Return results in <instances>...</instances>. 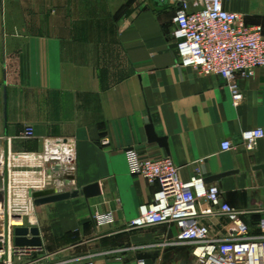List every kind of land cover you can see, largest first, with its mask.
Here are the masks:
<instances>
[{"label": "crops", "instance_id": "obj_1", "mask_svg": "<svg viewBox=\"0 0 264 264\" xmlns=\"http://www.w3.org/2000/svg\"><path fill=\"white\" fill-rule=\"evenodd\" d=\"M165 2L0 0L3 155L6 147L9 157L37 155L44 152L46 140L70 142L74 186L98 183L102 192L88 201L80 197L45 206L31 200L29 216L39 221L44 245L29 258L38 255L42 264L71 261L61 259L72 249L70 239L90 237L92 232L96 241L108 245L111 233L125 232L141 207L153 202L159 186L131 174L129 149L143 159L170 158L184 181L198 172L208 179L237 171L213 182L223 201L237 209L264 210V176L255 170L264 164V139L253 152L242 147L243 132L264 130V68L239 82L244 99L235 106L223 78L180 64L172 35L175 13ZM226 6L245 15L248 24L264 28V0H228ZM150 125L165 143L150 139ZM28 126L36 137L20 139ZM225 142L234 149L223 150ZM2 171L0 165L3 176ZM39 172L41 165H9V185L14 173ZM95 212H112L115 222L97 230ZM263 216L254 213L243 220L256 233ZM203 222L213 237H228L223 216H207ZM161 231L147 232L155 240L172 237L168 226ZM173 232L177 234V228ZM116 250L121 249L106 252ZM185 255L176 251L179 262Z\"/></svg>", "mask_w": 264, "mask_h": 264}, {"label": "built area", "instance_id": "obj_2", "mask_svg": "<svg viewBox=\"0 0 264 264\" xmlns=\"http://www.w3.org/2000/svg\"><path fill=\"white\" fill-rule=\"evenodd\" d=\"M175 13L173 37L177 43L180 64L195 68L206 76H219L227 83L232 102L238 106L244 99L240 81L252 78L264 68V30L261 25L248 24L246 16L230 11L228 0H167ZM251 2L252 0H237ZM30 126L20 135L22 140L34 139ZM264 139L262 128L250 129L242 134V147L253 152ZM47 140L45 141V143ZM223 150L234 146L225 142ZM130 172L143 177L150 185H158L150 205L141 207L140 216L128 229H144L168 226L174 246L191 250L195 264H264V216L258 223L257 232H252L243 217L264 212L262 209H237L222 199L218 184L205 183L198 172L190 180L181 179L179 168L170 158L161 160L143 159L134 149L126 151ZM201 203L208 207L202 209ZM227 220V238L213 237L203 218L213 215ZM93 222L100 230L115 222L112 212H95ZM173 228H177L175 234ZM0 246V264H15L13 256L31 257L41 249ZM31 260L26 264H38ZM56 264H94L92 261L71 260ZM137 264H148L140 259Z\"/></svg>", "mask_w": 264, "mask_h": 264}, {"label": "rangeland", "instance_id": "obj_3", "mask_svg": "<svg viewBox=\"0 0 264 264\" xmlns=\"http://www.w3.org/2000/svg\"><path fill=\"white\" fill-rule=\"evenodd\" d=\"M55 163L56 162L50 164L48 167L50 171L53 169ZM55 174L62 175L63 171H58ZM9 196L10 195H8V201H10ZM14 214L18 213L14 212ZM85 216L88 215L85 213ZM23 218V223L19 226L30 227L29 224L33 222L31 216L25 213ZM38 225L39 221L35 218V223L31 227H38ZM163 227L164 226L161 225L144 229H127L125 232L123 231L117 235L111 233L113 234V242H110L108 245H101V242L96 241L97 239L93 235L94 232H92V236L90 237H74L69 241V246H71L72 249L69 253H66V255H62L63 257L61 259L62 261H68L86 258L98 260L101 264H137L140 259L146 260L148 264H189L188 262L195 264L196 260L189 248L184 246L174 247L166 237L155 240L154 235H149L147 232L152 230L157 234H161V229ZM0 246H2L1 243ZM112 247L120 248L121 250L106 252V250L112 249ZM178 250L185 251L186 254V258H183L180 262L178 257L176 258V251ZM34 256L32 258L22 257L20 260L18 257L13 256V260L15 264H26L31 260H37V258H39L38 255Z\"/></svg>", "mask_w": 264, "mask_h": 264}, {"label": "bare ground", "instance_id": "obj_4", "mask_svg": "<svg viewBox=\"0 0 264 264\" xmlns=\"http://www.w3.org/2000/svg\"><path fill=\"white\" fill-rule=\"evenodd\" d=\"M3 143L0 142V165L4 164L3 155ZM73 145L70 142L64 141H47L45 144V150L41 154L37 155H19L10 154L9 165L19 166L23 164L43 166V173H33V174H23L14 173L12 174V183L10 182L8 188V195L10 201H8V226L9 232L8 237H6V227H5V207L4 204L0 202V243H4V249L10 251V247L13 246L12 233L16 226L22 225L23 214L21 213H32V203L29 197V190L37 191L42 189H57L59 191L72 190L74 188L73 184ZM47 162L54 163L53 169H47ZM58 171H63V177L55 174ZM50 172V173H49ZM33 185L30 187V185ZM27 184L25 188L23 185ZM29 185V186H28ZM4 188L0 186V200L4 195ZM10 203V204H9ZM10 207V210H9ZM17 212L20 217L14 218L12 215ZM21 212V213H20ZM31 220L33 222L30 225H34L35 218L31 215ZM31 227V226H30ZM7 240V243H6Z\"/></svg>", "mask_w": 264, "mask_h": 264}, {"label": "water", "instance_id": "obj_5", "mask_svg": "<svg viewBox=\"0 0 264 264\" xmlns=\"http://www.w3.org/2000/svg\"><path fill=\"white\" fill-rule=\"evenodd\" d=\"M168 4V1L165 2ZM150 139L157 141L159 139L156 138L153 127L150 125L148 127ZM2 142V141H0ZM160 143H165L163 140H159ZM256 171H262L264 176V164L255 167ZM51 172V171H50ZM49 172V173H50ZM3 176L0 174V186L4 188V195L1 198L0 202L4 204L5 207V227H6V237H8L9 226H8V188H9V151L7 147L5 148L4 154V164H3ZM237 171L223 173L217 176H213L211 178L205 179V183L211 184L213 182H220L222 179L236 175ZM2 181V182H1ZM72 190H63L59 191L57 189H43L38 191L29 190V197L33 200L35 206H45L49 204H55L71 199H77L80 197L85 198V200H90L95 197H99L102 192L100 188V184H92L86 186L82 189H78L74 186L71 188ZM12 217L19 218V214H13ZM12 241L13 246L15 248H27V249H42L43 240L41 237V231L38 227H27V226H17L13 229L12 233ZM7 243V240H6Z\"/></svg>", "mask_w": 264, "mask_h": 264}]
</instances>
